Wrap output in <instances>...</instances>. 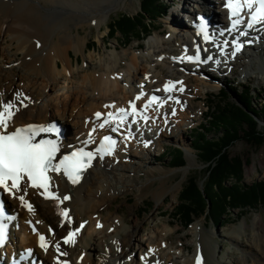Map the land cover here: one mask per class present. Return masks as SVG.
Returning a JSON list of instances; mask_svg holds the SVG:
<instances>
[{"label": "bare ground", "instance_id": "obj_1", "mask_svg": "<svg viewBox=\"0 0 264 264\" xmlns=\"http://www.w3.org/2000/svg\"><path fill=\"white\" fill-rule=\"evenodd\" d=\"M115 1L119 3L124 0H0V105L12 101L19 108L10 122V130L20 125L58 120L67 128L66 138L60 145H68L81 141L93 123V115L101 108L109 111L118 107H128L138 94L141 96L147 91H156L169 81L179 80L183 82V86H187L186 91L177 90L176 99L170 101L161 111H156L155 108L150 109L147 112V124H144L145 119L139 124L142 126L140 133L137 132V125H135V129L132 127L130 139L129 136L120 135L122 140L116 152L105 155L102 159L97 155L92 161V166L86 170L78 183L73 184L63 175V172L51 173L53 181L51 190L61 198L64 195L69 196V200L61 204L59 201L45 198L41 195L42 191L28 188L26 185H22L21 191L15 194L4 191L10 202L11 210L19 212L13 231L18 232L20 241L13 232L11 242L20 250L34 247L35 257L44 258L47 264H55L56 258L70 261L72 264H171L161 254L162 245L171 244L173 246L178 237L180 247L183 250L188 247L185 240L186 235H178L179 228L173 232L177 236L175 237L174 234L156 227L151 231L149 240L144 242L137 236L138 223H133L130 219L132 226L121 228V219L126 220L118 216L119 209L113 210V204L119 198H127L130 190L138 181L136 177L127 175L129 171L133 172V169L135 173L137 172L135 168L137 158L156 151L161 138H177V133L189 120L197 119V113H194L196 111L194 100L200 96L201 88L199 87H210L211 89L217 87L214 82L208 83L205 80L209 76L204 68L176 59L179 56L187 57L192 47L190 37L192 31L187 28L188 23L184 24L183 18L181 21L178 18L171 19L174 27L171 28V32L174 31V36L178 33L176 39L174 38L175 41L173 40L178 46V54H174L175 48H170V39L162 41L158 39L161 36H158L151 40L152 45L146 56L140 58L138 54L130 55L128 68L124 70L125 80L128 81L126 87L122 85L124 75L118 72L119 64L124 58L117 53H112L109 61L106 62V58L101 59V63L103 62L101 68L104 73H99L100 76L96 75L98 77L84 79L87 86L70 87L62 94H48L49 101L44 100L42 93L37 91L38 82L48 84L50 80L53 81L68 72L71 73L74 65L70 52L75 50V46H81V50L85 47V41L82 43L80 33V29L83 28L82 22L88 21L100 25L104 21L105 13L109 14L113 10ZM182 1L187 3L188 0ZM201 2L200 9L207 3L213 4L215 24L223 22L224 11L221 6H218V0H201ZM184 8L189 19L196 20L198 15L192 12L189 5H185ZM181 15L185 17L184 14ZM259 26L263 28L259 31L255 30L261 33L253 31L250 36V39L259 38L254 47H248L245 52L234 56L229 49L219 51L212 46L214 60H218L221 64L243 57V60L249 61V67L243 69L242 76L252 75V67L256 64L262 70L261 79H263L264 22ZM178 29L180 32H177ZM6 40L10 43L4 45ZM218 44L221 48V43L218 42ZM140 47L141 45H138V48ZM249 50L252 53H248ZM19 54L23 55L18 64L24 70L22 82L28 85L26 91H18L7 75V65L16 63L19 59L13 57L17 58ZM221 70L224 71L223 68L218 71ZM87 75L83 77L88 78ZM257 78L260 77L257 76ZM190 81L197 83L195 89L189 90ZM18 94L26 107L20 106L17 100ZM25 97L27 99H24ZM108 103H112L114 108L106 107ZM70 125L75 128H70ZM126 128L129 129V126ZM74 133L77 135L75 141L71 136ZM96 150L94 145L88 149L92 152ZM154 172V169L147 172L150 180L156 176ZM168 174H170L169 170L161 173L162 181L155 194L159 200L167 191V181L163 178L172 175ZM150 180L147 185L141 186V192L153 182ZM20 195H24L25 200L33 204L31 211L20 201ZM62 211L68 212L67 219L61 215ZM105 211L109 212L106 216L103 213ZM171 223L172 221L168 220L166 224L171 226ZM252 223L251 232L246 229L244 223L239 231L226 234V237L233 241L236 247L229 248L227 255L219 258L217 246H214V242L212 243L208 235L203 232L205 222L202 221L199 224L202 238L195 255L204 256L202 264L212 262L264 264V222L261 216H257ZM77 229L79 231L75 236V242L65 244L64 238L69 232ZM126 229L129 231L128 236L122 238L121 234ZM45 231L49 232L50 247L47 250L38 247V236L46 234ZM215 233L210 232L211 235ZM136 240V243L140 244V250L143 246L146 248L139 254L138 252L134 254L133 248L128 252L127 247H132ZM57 243L60 244V251L56 250ZM61 253H67V255H61Z\"/></svg>", "mask_w": 264, "mask_h": 264}, {"label": "rangeland", "instance_id": "obj_2", "mask_svg": "<svg viewBox=\"0 0 264 264\" xmlns=\"http://www.w3.org/2000/svg\"><path fill=\"white\" fill-rule=\"evenodd\" d=\"M164 4L169 8L167 15L163 18L154 19L152 22H147L149 29L152 31V35L149 38H134L129 45L125 43L126 40L122 38L120 34L111 39L109 27L119 15L128 14L136 16L139 14L142 8L141 0H124L119 1V3L115 1L113 4V10L109 14L105 13L104 21H102L100 25L93 22L83 21V28L80 29V33L82 35V43L85 41V47L81 50V46H75V50L70 52L74 68H72L71 73L68 72L62 77H58L53 81L50 80L48 84H44L41 81L38 82L37 91L42 93V98L49 101L50 97H48V94H62L67 92L70 87L75 88L80 85L82 88V85L87 86L84 79L94 78L96 75L100 76L99 73H104V70L101 68V64L103 63H101V59L106 58L105 61H109L110 54L112 53H117L124 58L119 64L118 72L121 75H124V77H122V85L124 87L128 86L126 85L128 84V81L125 80L126 73L124 70L128 68L130 55L138 54L140 58L146 56L152 45L151 40L154 37L161 36L158 39L162 41L170 39V48H175L173 52L174 54H178V46L174 42L175 37H173L171 32V28L173 27L171 19L178 18L181 21V18L183 17L181 14L185 13V5H189V8L193 13L196 5L194 0H188L187 3L182 0H164ZM185 23L186 22L184 21V24ZM76 33L77 30L75 29V34ZM9 43V40H6L4 45ZM138 45H141V47L138 48ZM248 53H252V51L249 50ZM262 55H264V52H262ZM22 56V54H19L17 58L13 57L19 60L16 63L7 65L6 68L8 77L14 82L18 91H26L25 89L28 87L26 82H22L24 78L22 77L24 70L18 64L21 60L20 57ZM222 67L224 68V71L221 73L207 71L209 78H205V80L208 83L214 82L217 86L216 88L211 89L210 87H199V89L201 88L200 96L194 100L196 109L194 113H197V119L189 120L180 132L177 133V138L163 137L160 139L156 151L150 155L145 154L141 155V158H137L135 166L137 172L135 173V169H133V172L129 171L127 175L136 177L138 181L134 185V188L130 190L127 198H119L113 204V210L119 209L118 216L121 218L124 217L126 220L124 221L121 219V228L123 226L126 228L130 227L133 223L137 222L139 225V231L137 233L138 239H142L144 242L149 240L151 231L156 227L172 234H174L173 232L179 228L178 235H186L185 240L186 245L188 246L186 247V250H183L180 247L181 243L175 234L174 235L177 238L175 239L176 243L173 246L171 244L162 245L163 249L161 250V254L164 258H167V262H171V264H196L195 254L199 249V242L202 238L199 224H201L202 221L205 222V229L203 232L208 235L212 243L214 242L213 245L217 246V256L219 258H223L225 254L227 255L229 248L236 247L235 243L226 237V234L239 231L241 225L244 223L246 229L251 232L252 222L257 216H261L264 222V208L261 207H257L258 209L256 210H248V207L243 213V217H241L240 214L242 210H231L224 221L225 223L221 227H217L214 222L210 221V218L206 217L196 219V221L190 226H186L181 221L173 218L175 208L180 204L182 191L188 186L192 179H196L202 189L207 186L208 165L203 163L199 156V150L194 147L192 134L196 128L200 129L201 132L203 131L202 126L205 124L206 117L209 113L208 106L211 104L210 100H212V102L217 101V99H212V96L221 95L222 89H227V93L232 97L233 102L241 105L239 99L242 95L241 92L244 89L250 88L254 97L252 106L255 109H260L264 106V78L261 79L263 73L262 70H260V66L255 64L254 67H252V75L249 76H242L243 69L249 67V61L245 59L243 60V57L233 60L232 64H223ZM86 75L88 78L83 77ZM257 76L260 78L258 79ZM188 85L190 87L189 90L197 87V83L194 81H190ZM230 86H234L235 91L230 92ZM121 96L123 97V94H121ZM259 123L261 128H263L264 123L261 120H259ZM70 128L74 129L75 127L70 125ZM209 137L218 139V134H209ZM142 141L144 142V140ZM174 148H177L176 150H182L184 153L185 166L175 167L173 164L176 161H174L173 157L177 152L176 150L174 151ZM230 152L231 156L242 157L244 160L245 170L243 184L253 185L256 182L264 181V145H254L249 143L246 139H241L236 141L230 147ZM151 169L155 170L154 173H156V176L150 180V177L147 176V172ZM166 170H169L172 175L168 176V178H163V180L166 179L167 181V191L162 194V197L159 200L155 194L159 190V183L162 181L161 173ZM149 180L150 182H153L141 192V186L147 185ZM230 182L235 183L236 181L235 179H232ZM230 182L228 183V186L230 185ZM209 210L210 207H208V211ZM103 213L106 216V213L109 212L105 211ZM130 219L133 223L129 222ZM168 220L172 221L171 226L166 224ZM36 225L38 224L36 223ZM212 231L216 232L215 235L210 234ZM45 232L49 236V232ZM128 233L129 231L126 229V231L121 234L122 238L127 237ZM188 234L189 237H187ZM245 241H247V238H245ZM136 242L137 240L134 241L132 247H127L128 252L133 248V250H135L134 254L137 252L139 254L144 248H146L143 246L142 250H140V244L138 245ZM210 264H218V262H212Z\"/></svg>", "mask_w": 264, "mask_h": 264}, {"label": "trees", "instance_id": "obj_3", "mask_svg": "<svg viewBox=\"0 0 264 264\" xmlns=\"http://www.w3.org/2000/svg\"><path fill=\"white\" fill-rule=\"evenodd\" d=\"M141 4V11L136 16L122 14L114 19L109 27L111 39L120 34L129 45L134 38L143 39L152 35L147 22L166 16L168 7L164 0H141ZM229 90L235 91L234 86H230ZM241 93V105L233 102L227 89H222L221 95L212 96L217 101L210 100L203 131L196 128L192 134L194 147L199 150L203 163L208 165V182L202 189L197 180L192 179L182 191L173 218L186 226H190L196 219L206 217L221 227L231 210H242L240 214L243 217L248 207V210L264 208V181L253 185L243 184L244 160L242 157L231 156L230 152V147L241 139L254 145H264V126L261 128L259 123V120L264 123V106L260 109L252 106L254 97L250 88ZM213 133L218 134V139L209 137ZM176 151L173 164L175 167L185 166L184 153L182 150ZM232 179L236 182L231 183Z\"/></svg>", "mask_w": 264, "mask_h": 264}, {"label": "snow or ice", "instance_id": "obj_4", "mask_svg": "<svg viewBox=\"0 0 264 264\" xmlns=\"http://www.w3.org/2000/svg\"><path fill=\"white\" fill-rule=\"evenodd\" d=\"M226 7L230 10L232 19V29H236L238 25L244 22L241 13L246 7L250 12V18L247 21V27L252 28L256 24L264 22V0H227ZM231 30V29H230ZM201 33L204 35V40L209 39L208 33L205 31L203 24L201 25ZM240 35L247 36V32H241ZM227 45V41L224 42ZM243 45L240 42H235V52H239ZM199 51V50H198ZM235 52L233 55H235ZM183 60L184 58H176ZM212 57H208L207 60H211ZM189 62H199L200 56H187ZM207 62V61H205ZM219 63V61H216ZM176 83L181 85L180 91H183V82L169 81L165 85V91L171 92ZM172 99V97H169ZM24 99H27L25 97ZM136 99H140L139 96ZM17 100L20 106L26 107L23 100L20 99L18 94ZM159 98L152 96L147 104L144 105L145 110L152 103L158 102ZM106 107H114L112 105ZM131 111L124 108H120L116 113L109 112L107 118L99 124L100 128H104L105 125L110 124L113 121H117L122 125L129 116H135L138 114L135 103L130 102ZM0 189L5 192L15 194L21 191L22 182L30 184L32 188L42 189L41 195H44L47 199H52L63 203L69 200L70 197L64 195L62 198L54 191H52V177L49 175L52 173L63 172L64 176L68 178L73 184L79 182L82 172L92 166V161L97 155L102 159L105 155H110L115 147L116 141L109 136L103 138V143L96 150V152L85 151L83 148L77 149L70 154L62 155L57 160V154L60 152V145L50 139L36 140V137L40 133H51L56 129L54 126H39L30 124L24 127H16L14 130L9 131L10 122L13 120L16 112L19 111L16 103L12 101L4 102L0 105ZM174 114V113H173ZM97 119H100L103 115L97 112ZM145 120L147 116L143 117ZM112 131H116L113 128ZM20 201L25 206L32 210V205L25 200L24 195L19 196ZM61 215L67 219L68 212L62 211ZM0 217H3V207L0 205ZM100 226V225H98ZM83 227V225H81ZM76 231L69 232L67 237L64 238L65 244H71L75 242ZM7 239V226L4 223H0V245L5 243ZM40 246L47 250L48 243L43 235H40ZM56 250L60 251V244L55 245ZM61 255H67V253H61ZM141 259H144L141 257ZM67 264V262H64ZM196 264H202L201 257H196Z\"/></svg>", "mask_w": 264, "mask_h": 264}]
</instances>
